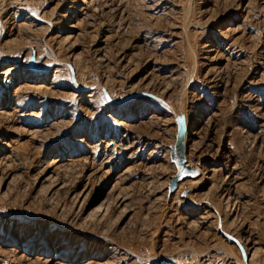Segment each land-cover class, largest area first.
I'll use <instances>...</instances> for the list:
<instances>
[{
  "label": "rangeland",
  "instance_id": "374dc122",
  "mask_svg": "<svg viewBox=\"0 0 264 264\" xmlns=\"http://www.w3.org/2000/svg\"><path fill=\"white\" fill-rule=\"evenodd\" d=\"M0 264H264V0H0Z\"/></svg>",
  "mask_w": 264,
  "mask_h": 264
},
{
  "label": "water",
  "instance_id": "95a60500",
  "mask_svg": "<svg viewBox=\"0 0 264 264\" xmlns=\"http://www.w3.org/2000/svg\"><path fill=\"white\" fill-rule=\"evenodd\" d=\"M180 164H182L181 167H180V178L181 179L191 178V177H193L194 175L197 174L196 170L184 165L183 161H179V165Z\"/></svg>",
  "mask_w": 264,
  "mask_h": 264
},
{
  "label": "bare ground",
  "instance_id": "6f19581e",
  "mask_svg": "<svg viewBox=\"0 0 264 264\" xmlns=\"http://www.w3.org/2000/svg\"><path fill=\"white\" fill-rule=\"evenodd\" d=\"M187 140V138H186ZM192 164V163H191ZM191 164L189 163L187 166H191ZM208 182V178L206 177V174L203 173L202 177L200 179H198V181L196 182V184L203 186L205 183ZM213 182V181H212ZM214 187V186H213Z\"/></svg>",
  "mask_w": 264,
  "mask_h": 264
}]
</instances>
